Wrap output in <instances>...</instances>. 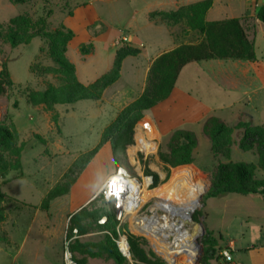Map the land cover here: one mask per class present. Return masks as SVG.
Instances as JSON below:
<instances>
[{
    "label": "rangeland",
    "instance_id": "obj_1",
    "mask_svg": "<svg viewBox=\"0 0 264 264\" xmlns=\"http://www.w3.org/2000/svg\"><path fill=\"white\" fill-rule=\"evenodd\" d=\"M88 1L89 0H32L25 4L14 5L10 3L9 0H0V25L3 27V39L0 40V72L3 66H6L12 80L11 86L3 82L2 88L4 89V93H2L0 89V123L6 124L11 128L12 124L15 123L16 126L14 125V127L19 133L20 144L25 145L22 154L23 178L19 179L20 177H18L17 172L11 173L9 178L15 174L18 179H9V181L2 182L0 177L2 192L5 195L11 196V198L13 197V199L15 198L14 201L5 202V213H7L6 211L8 210L11 211L10 213H17L18 209L24 206L23 203L35 205L40 201L42 190H44L42 189V184L50 183L55 179L53 177L51 181L48 175L41 171L42 169L53 167L54 172L55 170L60 171L62 167L66 166L72 160V156L79 153H81V155L88 153L86 152L87 149H96L99 145L103 147L104 134L108 128V123L112 121L115 115L113 109L106 106L102 109L100 114L96 111L92 112V101H80L81 103H79V105H58V109H54L53 111H48L41 105H30L27 101L28 93L32 91H44L49 84L58 86L60 84L61 74L55 71L54 67L56 65L48 57L47 40L34 38L28 45L11 47L4 39L9 21L16 16L27 14L33 21H37L41 17H46L47 12L51 11L52 16L49 18V28L53 30L60 26L62 20H64L65 13H72L76 5H84ZM141 2L142 0H137L136 6L134 7H140ZM252 3L253 0H239L234 14L241 15L245 8L243 4ZM215 4V7L208 16L209 20H224L232 15L233 12L226 10L223 5V0H216ZM93 7L100 17L107 20V25L111 28L112 36L122 37V33H125L126 26L128 25V20L125 18L127 13L125 12L124 16L119 18V20H116V18L112 20L109 17L113 15L114 9L108 16L107 13L111 9L108 3L104 4L100 1H95ZM254 7V5H251L249 11L252 12L255 10ZM258 9L259 7L255 11H258ZM125 10L129 11L130 16L133 7L128 6ZM56 25L57 27H55ZM98 25L101 24L98 23ZM259 26L264 28L263 23H260ZM258 33H260V31H258ZM89 44L93 45L91 40L81 46L85 45L90 49ZM255 48L257 57L264 61V41L258 40ZM97 54L98 57L87 59L85 62V65L88 67L87 70L93 74L98 72L97 70H103L104 62L107 57V53L100 51V49ZM77 56H79L77 48H71L69 51V59L80 66V61ZM141 66L142 64H140V67ZM132 71L133 68L131 64L127 63L124 67L123 78L117 86L133 85L135 90L138 91L140 85L143 83V71L141 70L140 74H136V77L131 75ZM210 71L211 68L208 66L200 65V63H191V65L184 70L179 80V87L183 89L182 91L185 95L187 94V101L193 107V112L190 113L189 117L199 118V120L202 119L201 117L205 119L207 117H217L219 119H224L226 124L231 127L234 123L229 118L230 115H233L232 110L219 108L222 102L229 101V99L226 93L220 89L217 81L212 78V72ZM117 86L114 88H117ZM237 97V95H233L231 99ZM259 97L262 100L251 104V107L247 109V117H250V119L253 120L252 123L255 125H264V99L262 95H259ZM174 113L175 112H172L165 116V119H169L168 124L164 122L160 124L161 130L160 134L158 133L160 137H158L160 139L158 152L154 156H149L146 161L144 176H146L147 171H152L159 177V184L156 187L152 185L149 190L158 191L164 188L174 175H180V173H190L192 176L194 175L196 178H200L204 181L207 189L200 197L201 207L193 214L191 219L193 222L191 221V225L187 226V229L192 227L198 228L199 235H197L195 243L203 245V252L201 254H199V249H197L199 261L196 260L195 264H202L204 258L203 237L205 233L202 234L201 225L204 229L206 227H215L221 230L220 232L224 237V245L232 240L236 242L237 250L232 264H253V262L261 260L262 256H264L262 251V249H264V196L255 195L244 197L236 194H226L216 198H206V194L211 187V174L215 171L219 159L213 156L210 140L203 133L201 123L195 122L193 124L186 119L184 120L185 125L181 124L179 127L180 130H190L194 133L198 141L197 151L196 149L194 151V163L171 168L160 159V153L168 151V142L174 131H176V128L173 126L180 122V117L184 118L183 112L180 113L177 118ZM55 117L57 118L56 121L54 120ZM147 119H149V124H152L150 118L147 116H145L141 122ZM49 124L51 125L52 132L48 129ZM142 127L143 125L140 124L137 134L138 140H140V135L142 134ZM100 133L101 136L99 138ZM101 138L102 140H100ZM44 139L49 143L48 148L44 144ZM239 139V131L234 130V143L232 145L230 161L256 165V177L264 180V170L258 167V155L256 151L244 152L240 150L238 148ZM55 145L62 147L63 150L67 148L70 154L65 157L66 159L62 157L63 155H60L62 152L64 154V151L58 152L57 149L56 151L53 149ZM130 146L127 147L126 153L130 151L132 157V153L135 151H133ZM154 146H150V148ZM45 151H47V153ZM81 155H79V157ZM139 157L141 158V156ZM220 160L227 162L226 159ZM132 162L134 161L132 160ZM72 165L73 163L69 166L67 171ZM116 167L117 164L112 173L115 172ZM55 174L58 176L57 172ZM34 186H36L37 190ZM38 188L40 190H38ZM97 198L95 196L90 200L89 205H86L87 208L93 210L94 208L90 206L92 205L95 208H100L102 213L107 212L110 208L108 207L109 204H103L101 197ZM17 199L23 202L21 203L22 205H19L20 203ZM157 202V198H152L147 201L140 211L135 213L136 217L134 216V219L130 215L124 220L119 229H117L119 226V223H117L115 231L117 236L121 234L126 237L127 241L129 237H134L138 244L143 247L150 256L160 258L168 264L164 258L157 254L150 237L143 233L140 227H137V222L142 218L153 216L155 204ZM156 211L155 213L159 215L164 213L160 209ZM53 216L54 229L52 224H50L49 232H37L35 229L36 223L48 222L47 215L44 213L35 215L30 209H24L22 215L15 219L17 221L10 224V232L13 235L11 236L12 238H1L0 264H65L64 251L67 228L64 230V226L61 225L62 222H64V218H62L61 215L54 212ZM31 225L34 226L32 231L30 229ZM0 232L1 235L2 231L0 230ZM106 237L105 232L94 224L83 234L78 233L76 238V241L88 245L83 249L87 253H73L74 255L72 254V256H74L77 261H81L80 264H116L107 253L101 252L98 248L93 247L101 244L106 240ZM223 249L225 248L220 250ZM90 254H94L95 256H91ZM184 262L186 261L182 258L180 264H184ZM124 264L140 263L128 259ZM210 264L227 263H225L219 251L218 255L216 254L213 260L210 261Z\"/></svg>",
    "mask_w": 264,
    "mask_h": 264
},
{
    "label": "trees",
    "instance_id": "obj_2",
    "mask_svg": "<svg viewBox=\"0 0 264 264\" xmlns=\"http://www.w3.org/2000/svg\"><path fill=\"white\" fill-rule=\"evenodd\" d=\"M10 3L25 4L32 0H9ZM213 0H205L193 5L181 7L170 13H152L151 18L161 17L170 24L184 23L189 29L203 35V40L194 44H184L174 50L159 56L152 64L146 86L142 95L133 103L128 105L118 115L117 119L106 129L103 142H110L113 156L117 167H125L135 174L133 167L127 158V147L134 144L135 127L146 116V114L163 103L172 95L179 75L182 70L191 63H200L210 60H233L256 62L258 57L255 44L249 39L243 20L241 18H230L218 21H207L206 14L212 7ZM71 14V13H70ZM52 12L37 21L27 15H19L9 21L5 41L11 47L28 45L34 38L45 39L48 42V57L56 65L55 71L61 74L60 84L54 86L49 84L44 91H32L28 93L27 101L32 106H43L48 111H53L57 105H71L79 101H100L104 91L113 85L120 77L122 62L127 57H137L141 50L129 44L123 43L115 53L112 68L91 84H82L76 75V69L66 53L69 43L74 39L75 32L64 25L56 29L49 28ZM257 19L264 24V4L257 11ZM2 25H0V40L3 39ZM90 49L83 45L80 47L82 55L89 54ZM0 89L3 82L12 85L9 70L3 66L0 72ZM56 121L57 118L55 117ZM234 130L239 131L240 139L238 148L244 152L256 151L258 155V167L264 170V125H255L250 117L242 115L235 126H228L217 117H210L203 126V133L209 138L211 152L219 159L215 171L211 174V187L206 198H216L226 194L240 196H264V180L256 177V165L244 162H231V153ZM198 141L191 131L176 130L168 142V151L160 153V159L171 168H176L194 163V151ZM25 145L20 144L19 133L12 124V128L0 123V176L5 177L10 172H17L18 177L23 176L21 161ZM98 148L81 155L66 172L53 190L44 199L41 210L49 211L53 200L68 195L71 187L79 175L96 155ZM14 159V160H13ZM220 159H226L227 162ZM147 175L153 177V187L159 184V177L152 171ZM99 199V198H97ZM102 199V198H101ZM100 200V199H99ZM14 199L5 195L0 187V224L6 220L4 204ZM94 201V200H93ZM102 203L105 202L102 199ZM89 205V204H88ZM93 210L84 207L69 219L67 226V237L73 235V230L83 234L89 227L96 224L106 234V240L97 246L101 252L114 260L116 264H124L128 261L119 252L115 240L114 207L109 204V212L102 213L100 208L90 205ZM107 217L105 225L98 221ZM89 225V227H88ZM204 258L202 264H210L213 257L221 251L218 249L219 238L214 231L205 228L204 234ZM131 259L140 264H166L160 258L150 256L141 247L134 237H129ZM88 245L76 241L70 244L69 249L73 254H85L83 249ZM73 254V255H74ZM95 256L94 254H90ZM77 264V261L73 256ZM226 263V262H225ZM228 264V263H227Z\"/></svg>",
    "mask_w": 264,
    "mask_h": 264
},
{
    "label": "crops",
    "instance_id": "obj_3",
    "mask_svg": "<svg viewBox=\"0 0 264 264\" xmlns=\"http://www.w3.org/2000/svg\"><path fill=\"white\" fill-rule=\"evenodd\" d=\"M95 1H100L104 4L108 3V5L111 7L109 12L107 13L108 16L114 9L113 15L109 17L112 20L115 18L116 20H119V18H122L124 16L125 12L127 13V16L125 18H127L128 20V25L126 26L125 33H122V37L112 36L111 28H109L107 25V20L100 17L95 12V8L93 7ZM202 1L205 0H142L140 7H134L136 6L137 0H89L84 5H76L71 14H64V20H62V23L60 25H64L75 32V37L69 43L66 56L68 60L74 64L77 78L84 85L93 83L112 68L115 59V53L118 49V47L115 45V42L118 39L127 38L126 44H129L141 50L140 55H138L137 57H127L123 60L119 79L104 91L100 101H92L93 104H90L93 107L92 112L96 111L98 114H100L102 112V109H104L106 106L113 109V113L115 115L112 121L108 123V127L117 119L122 110L136 101L142 95L146 86V80L149 70L153 62L159 56L164 53L170 52L181 45L194 44L203 40V35L189 29L187 26H185L184 23L170 24L168 23V21L162 19L161 17L151 18L150 15L152 13L175 12L181 7L193 5ZM215 2L216 0H213V5L206 14L207 21H218L208 19L209 14L216 5ZM238 3L239 0H223V5L225 6L226 10H230L231 12H233L232 15L226 19L241 18L243 20V24L245 26L249 39L252 40L256 46V42L258 40L264 41V28L262 26H259L261 22L257 19V11L255 10L264 4V0H253L252 4H243L245 7L244 12L241 13V15H235L234 10L237 9ZM251 5L255 6V10H253L252 12L249 11ZM128 6L133 7L130 16L129 11L125 10ZM98 23H100L101 25H98ZM55 27H57V25ZM258 31H260V33H258ZM89 40H91L93 43L92 50L87 55L80 54V46L88 42ZM73 47H76L79 51V56L77 57L79 58L80 66L74 63L73 60L69 59V51ZM99 49L102 52H106L107 57L104 62L103 70H97L98 72L94 71L96 73L93 74L87 70L88 67L85 65V62L87 61V59L98 57L97 53H99ZM127 63H130L131 67L133 68V71L131 72L132 76L136 77V74H140L141 70L143 71V83L142 85H140V89L138 91L135 90L133 85L117 86L123 78L124 67ZM140 64H142L141 67ZM189 65H187L180 73L178 81L176 83V87L170 98L159 104L146 114V116L150 118L151 122L156 125L159 133L161 130L160 124L163 122L168 124L169 119H165V116L172 112H175L174 114L176 118L179 117L180 113H184V118L180 117V122L177 123L178 125L176 124L173 126L174 128H176L175 130H180L179 127L181 126V124L185 125L184 120L186 119L188 122L193 124L195 122H200L203 130L204 123L210 118L207 117L205 119L201 117L202 119L199 120V118L189 117L190 113L193 112V107L187 101V94L185 95V93H183L182 91L183 89L179 87V80L183 75L184 70L189 67ZM200 65H204L206 67L208 66L211 68L210 72H212V78L217 81L220 89H222L223 92L226 93L229 101L222 102L219 108L232 110L233 115H230L229 118L234 123L231 126H235L242 115H248L247 109L251 107V104H254L256 101L262 100L260 99L259 95H262L264 99L263 60L259 58L256 62L240 60H210L200 62ZM116 86L117 88H114ZM233 95H237L238 97L231 99ZM79 103L81 102L79 101L71 105H79ZM57 106H55V109H58ZM147 120L149 121V119ZM220 120L226 123L224 119L220 118ZM251 121L253 122L252 119ZM49 127V131L52 132L50 124ZM149 128L153 130L156 137H159L156 129L152 124L149 125ZM100 136L101 133L99 134V138ZM100 140H102V138ZM44 141L45 146L48 148L49 143L46 139H44ZM97 148H99V151L96 153V155L84 169V171L79 175L76 182L71 187L68 195L53 200L50 204L49 211L46 212L42 211L40 208L44 199L46 198L48 193L54 189L57 183L60 182L69 166L75 162V160L79 157V155H81V153L72 156V160L69 163L67 162L68 164L66 163L67 165L62 167V170L60 171L55 170L54 172L53 167L42 169L41 171L46 173L51 181L53 180V177L55 179L50 183H46L47 185L40 183L42 184V189L44 190H42L43 192L40 196V201L35 205L25 204L17 199V201L20 203L19 205H22L21 203H23L24 206H21L18 209L17 213H10L11 211L9 210L6 211V220L0 224V230L2 231V234L0 235V241L1 238H12L11 236L13 235L10 232V224H13L15 223V221H17L15 219L22 215L24 209H30L35 215L41 213L47 215L48 222H37L36 224L38 225V227L35 224V229L37 230V232H49V225H54V222L52 220V218L54 217V212L64 218V222H62L61 225H63V229L66 230L70 217L90 203V200H92L98 194L99 190L101 189L107 178L112 174L113 169L116 166L112 151V145L110 142H105L103 144V147L99 145ZM154 148L156 147L154 146ZM53 149H55V151L57 149L58 152L64 151V154L63 152L60 154L63 155L62 157H64V159H66L65 157L70 154L67 148L63 150L62 147H58L57 145H55V148ZM92 150H94V148L87 149L86 152H90ZM45 152L47 153V151ZM56 172L58 173V176L55 174ZM11 173L15 172H10L4 178L0 176L1 181L6 182L9 181V179H18L15 174L11 178H9V175ZM23 176L19 179L23 178ZM34 188L37 190L36 186H34ZM38 190L40 189L38 188ZM8 197L11 198V196ZM32 228H34V226L31 225V231ZM207 229L214 231L217 237L222 238V240L219 241L218 249H230L234 259L235 252L237 250L236 242L232 240L228 244L224 245V237L220 232L221 230H218V228L215 227H210ZM262 251L264 253V249H262ZM233 262L228 264H232ZM253 264H264V256H262L261 260L253 262Z\"/></svg>",
    "mask_w": 264,
    "mask_h": 264
},
{
    "label": "bare ground",
    "instance_id": "obj_4",
    "mask_svg": "<svg viewBox=\"0 0 264 264\" xmlns=\"http://www.w3.org/2000/svg\"><path fill=\"white\" fill-rule=\"evenodd\" d=\"M141 124L147 128L150 139L156 137L153 130L149 128L148 120ZM139 141L141 142L140 147L147 151L153 145L151 141L142 139L141 135ZM152 149L155 148L152 147ZM121 182L119 176L115 178L116 188ZM148 184L149 181L145 180V184L140 190L138 184L132 183L129 199L127 198L128 202L134 201L138 197L140 200L137 205L132 203L129 206L131 208H127L131 210L133 219L143 204L152 198L158 199L153 216L142 218L137 222V227H140L143 233L150 237L157 254L164 258L168 264H180L182 258L186 261L184 264H195L198 257L195 241L199 231L196 227L187 229V226L191 225L193 214L201 207L200 197L205 193L207 186L202 179L196 178L190 173L174 175L165 187L158 191L147 189ZM157 209L164 213L157 214Z\"/></svg>",
    "mask_w": 264,
    "mask_h": 264
},
{
    "label": "built area",
    "instance_id": "obj_5",
    "mask_svg": "<svg viewBox=\"0 0 264 264\" xmlns=\"http://www.w3.org/2000/svg\"><path fill=\"white\" fill-rule=\"evenodd\" d=\"M127 42V38H122L118 39L115 42L116 46H121L123 43ZM142 122L140 121V124ZM139 123L135 127V136H134V144L131 145L130 147L132 148L134 153H132V157L130 155V151L127 153V157L129 160L130 165L133 167V170L135 174L131 173L128 169L125 167H116L115 172L112 173L101 189L99 190L98 194L96 195L97 197H101L103 201L106 204H110L114 207V214H115V219L119 223V226L117 229L120 228L121 224L124 222V220L129 217L131 214V210L127 208L129 207L132 203L138 204L140 202L139 197L131 202H128L127 198L130 194V190L132 188V183L138 184L139 189L141 190L143 188V185L145 184V180L149 181V184L147 185V189H149L153 185V177L145 174V166H146V161L149 156H154L157 154L158 149H159V138L154 137L150 139L148 136V130L145 128V126L142 127V139L145 141H151L153 145H155L156 149H152L150 151H147L143 148L140 147V141L137 139V134H138V128H139ZM154 128H156L157 133H159V130L157 129L156 125L152 123ZM160 134V133H159ZM132 151V152H133ZM141 156V158L139 157ZM132 160L134 162H132ZM121 178V184L116 188V191L114 193L113 191V182L115 181L116 177ZM117 183V182H116ZM115 183V184H116ZM140 196V195H139ZM129 199V198H128ZM144 205V204H143ZM143 205L138 209L137 213L140 211V209L143 207ZM138 207V206H137ZM107 222V217H102L99 220L100 225H105ZM78 236V231L76 229L73 230V235L69 238L67 237V231L65 235V251H64V259H65V264H77L75 260L73 259L72 253L70 252L69 246L70 244L77 238ZM115 243L117 245V248L119 252L122 254L123 257L130 259V246L129 243L126 239L125 236H122L119 234L118 238L115 240ZM220 255L224 259L226 263H231L233 262V257L230 249H223L220 251Z\"/></svg>",
    "mask_w": 264,
    "mask_h": 264
},
{
    "label": "water",
    "instance_id": "obj_6",
    "mask_svg": "<svg viewBox=\"0 0 264 264\" xmlns=\"http://www.w3.org/2000/svg\"><path fill=\"white\" fill-rule=\"evenodd\" d=\"M201 230H202V234H204L205 229L202 225H201ZM196 247L199 249V254H201L203 252V245L200 243H196ZM130 259H131V256H130ZM197 260L199 261V257H197Z\"/></svg>",
    "mask_w": 264,
    "mask_h": 264
},
{
    "label": "snow or ice",
    "instance_id": "obj_7",
    "mask_svg": "<svg viewBox=\"0 0 264 264\" xmlns=\"http://www.w3.org/2000/svg\"><path fill=\"white\" fill-rule=\"evenodd\" d=\"M112 187H113V191H114V193H115V191H116V184H115V181L113 182Z\"/></svg>",
    "mask_w": 264,
    "mask_h": 264
}]
</instances>
